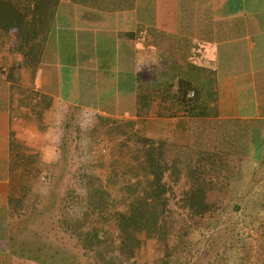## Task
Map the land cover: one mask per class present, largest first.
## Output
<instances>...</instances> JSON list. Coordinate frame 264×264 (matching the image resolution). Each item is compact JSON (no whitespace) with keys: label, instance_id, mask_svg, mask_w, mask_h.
<instances>
[{"label":"crops","instance_id":"0c3cea01","mask_svg":"<svg viewBox=\"0 0 264 264\" xmlns=\"http://www.w3.org/2000/svg\"><path fill=\"white\" fill-rule=\"evenodd\" d=\"M54 22L35 74L42 72L41 90L30 94L35 77L14 55L8 59L16 79L0 78V264L24 257V248L15 247L18 152L37 147L29 131L49 129L57 99L78 103L86 74V96L96 94L97 103L82 107L144 119L150 138L174 135L184 143L198 124L246 148L244 156L254 155V140L264 145V0H60ZM12 44H4L9 53ZM51 68L58 75L54 92L44 90ZM183 83L197 91V117L169 115ZM143 94L151 101L138 116Z\"/></svg>","mask_w":264,"mask_h":264},{"label":"rangeland","instance_id":"374dc122","mask_svg":"<svg viewBox=\"0 0 264 264\" xmlns=\"http://www.w3.org/2000/svg\"><path fill=\"white\" fill-rule=\"evenodd\" d=\"M0 40V57L3 61L0 63V78L6 79L11 70L9 61L11 58H8L14 55L17 59H21L23 55L19 52L9 53L4 45L18 43L17 29L0 30ZM25 70L29 71V66L26 65ZM41 74L42 72H39L37 79L35 75H33L34 79L32 77L34 86L29 85L32 88L31 95H35L39 92L37 90L43 87ZM88 77L90 78L86 74L85 83ZM49 79H52L51 74ZM45 85L46 91L57 90V83L54 84L53 81ZM121 101L126 104L128 99L122 98ZM54 103L53 112L50 116L48 114L49 129L38 130L36 127L29 131L32 142L37 146L29 149L32 151L29 154L32 157L28 159L29 172H25L27 169L23 165L17 167L21 170L22 176H29L28 186L25 188L28 192L25 202L28 210H25L29 212L39 210L42 214L36 212V216L45 218L46 227L43 230V224L40 222L37 231L30 223L23 226L25 230L16 227L18 230L15 231L20 232L21 235L17 236L20 239L16 240L15 247L24 248V257L15 258L16 264H164L163 257L168 255V260L172 261L170 264H174V258L179 259L180 254L182 260H190L186 264H264V217H261L258 223H251V219L256 217L254 206L256 207L260 202L259 194L255 193L259 192L260 179H264V171H259L258 167L249 161L241 163L236 159V155L244 156L246 148L238 147L231 139L218 140L215 131L211 128L198 133L194 141L198 139L202 145H197L195 148L208 150L216 148L231 152V156L222 155V160L220 157L210 155L205 169L206 176L213 177L215 181L214 186L211 187L214 189L210 192L209 200L224 207L226 211L216 217L218 222L210 216L211 214L203 218H192L179 209L176 210L175 216L169 219L175 225L173 230H178L180 233L188 229L202 230L199 232V243H195L197 238L193 237V233L189 237L171 234L167 239L148 238L144 233H137V247L130 252V257H126L121 250L108 243L101 247L96 245L89 251L84 248L77 237L66 233L64 228L59 226L60 223L62 225L60 221L63 215H80L88 202L85 197L90 190L94 191L101 183L111 195V202L107 206L108 212L124 208L125 203L121 198L124 195V184L131 182L128 181L131 177L137 178L141 173V168L137 173L136 158L144 151L142 139L150 138V125L144 119L134 121L129 117L120 116L118 119L126 121L121 124L119 134L118 131L115 132L116 130H110L116 116L103 115L89 107H76V104H69L60 99ZM35 106L36 103L33 102L31 107ZM195 125L199 127L198 124ZM173 137L174 135H170L168 139L158 140L171 145L168 151L171 159H179L184 154V148L179 147L191 145L193 136L191 134L186 143ZM181 140H185L184 137ZM42 145L45 146L44 149ZM36 166L42 168L37 176ZM202 167L198 166L200 169ZM48 170L49 173H46ZM50 172L51 176H49ZM98 178L101 180L98 181ZM14 181L18 182L17 187L23 182L21 178ZM153 203L154 206L158 205L156 202ZM237 203L243 207L241 212L233 210ZM32 205L35 206L34 211L31 209ZM171 206L178 207L173 200ZM262 209L264 210V207ZM30 221L32 218H29ZM106 223L109 224L108 221ZM90 224L87 223L86 228ZM238 231L241 232V238H245L244 244L238 242L235 236ZM194 243L195 245H192ZM224 255L231 258L225 261ZM236 255H240V263Z\"/></svg>","mask_w":264,"mask_h":264},{"label":"trees","instance_id":"16d2710c","mask_svg":"<svg viewBox=\"0 0 264 264\" xmlns=\"http://www.w3.org/2000/svg\"><path fill=\"white\" fill-rule=\"evenodd\" d=\"M59 3L60 0H0V30L17 29L19 41L17 44L12 45L10 50L11 52H19L23 55L24 63L31 68L33 75H35L36 71L39 69L47 42L54 38L55 28L53 27L55 26L54 20ZM14 70V66H11L10 75L8 76L9 80L16 79ZM42 70L46 71V67H43ZM49 70H51L50 74L52 75V81L56 83L58 79L56 73L57 69L51 68ZM79 85L80 98L76 107L92 104L96 105V94H93L92 97L86 96L90 86L88 82L85 83L84 80H81ZM12 87L20 91L23 90L20 86H16L15 84H12ZM189 90H191L189 83H183L181 85L179 92L174 95V103H172L169 108L170 116L183 113L187 116L197 117V114L193 112L197 103V97L195 100L191 101L187 97ZM162 94L164 95L163 101L166 102L168 100L167 95L169 94L165 91H163ZM150 101L151 98L148 95H142L141 109L138 112V116H142L144 111L149 109L148 106ZM100 118L102 120V117ZM125 121L126 120L114 118L110 130H116L115 132L118 131L120 134L121 124ZM67 128H69L68 124ZM209 128L210 127L203 126L197 127L195 125V129L192 133L193 142L187 147H179L184 148V154L179 159L170 158L168 151L171 145L169 143L144 137L142 139L144 151L142 155L140 154L137 156V164H132V166L135 165L137 168V173H139V169L141 168V173L138 176L140 178L131 177L128 180L131 182L124 184V195L121 197L122 201L125 203L124 208H117L112 212H108L107 206L108 203L111 202V195L101 183L99 186L97 185L98 188L94 191L90 190L87 197H85L88 199V202L84 211H82L80 215L73 214L71 216H66V214H64L60 221L62 225L60 223L59 226L63 227L66 233L77 237L88 251L94 249L96 245L101 247L108 243L109 245L112 244L116 249L121 250L126 257H130V252L137 247V233H144L148 238L158 239H167L171 234L181 235V237L188 235L189 237V235L193 233V237L195 236L197 238L195 239V243H199V232L202 230L199 231V229H194L190 231L188 229L186 232L180 233L178 230H173L175 225L171 223L169 219L175 216L177 209L184 211L185 214L192 218H203L207 214H211L210 216H213L215 219L226 211L224 207L210 202V192L214 189L211 187L214 186L215 181L213 177L206 176L205 169L207 168L206 163L210 155L220 157L222 160V155L231 156V152L217 150L216 148L213 150L195 148L197 145H202L200 144V140L197 139L194 141L195 137L201 130L205 131ZM110 132L111 131H109V133ZM11 135L13 134L11 133ZM11 142V144L14 142L12 136ZM254 142L255 152L252 157H248V155H245L246 157L236 155L235 157L240 160L241 163L249 161L255 164L259 171H264V145L261 140H254ZM18 146L20 145L18 144ZM18 154L20 155V163L16 165H23L24 168L27 169L25 172H29L30 162L28 159L32 156L26 155L25 151L23 155L19 152ZM31 162H33V160ZM198 166L203 167L200 169ZM35 169L37 170L35 174L37 176V173L39 174L42 168L41 166H36ZM43 169L45 168L43 167ZM21 173L19 178L23 180L22 184L17 187L18 182L15 183V187L20 188L19 197L18 199L15 198L17 207L15 206L14 211L21 222L18 229L25 230L23 226L30 223V225L34 227V230L37 231L40 222L43 224L42 229L44 230L46 227L45 218L40 217V215L36 216V212L40 213V211H27L28 209L26 208L25 202L28 196L26 193L28 192L25 188L28 186L29 176H22ZM46 173H49V170ZM51 174L50 172L49 176H51ZM100 180L101 179L98 178V181ZM260 184L259 192L255 193L259 194L260 202L256 207L254 206V210L256 209V212L254 211L256 217L251 219V223L253 224L258 223L260 218L264 217V214H262V211H264L262 209L264 207V179H260ZM251 194L252 193H250V195ZM172 200L175 201V205L178 206L177 208L171 206ZM153 202H156L158 205L154 206ZM31 207L34 211L35 206L32 205ZM238 207H240V209H237ZM242 209V205L240 206V204L237 203L233 210L235 212H241L240 210ZM181 215H183V213ZM29 218H32V221L29 222ZM91 219L92 221H90ZM40 220H42V222ZM107 221L109 224L106 223ZM216 222H218L217 219ZM87 223H91L88 228H86ZM253 224H251V226L254 228ZM18 229L15 227V230ZM15 232L16 235H21L20 232ZM240 235L241 232L239 231L235 233L238 242L244 244L245 238H241L242 236ZM195 243L192 245H195ZM224 256L223 259L225 261L231 258L227 255ZM242 257L243 256H241V259ZM163 258H165V260L163 259L164 264H170V262H172L168 260L169 255ZM236 258L240 263V255H236ZM174 259V264H186L188 261V259L182 260L181 254L179 259Z\"/></svg>","mask_w":264,"mask_h":264},{"label":"built area","instance_id":"2783aa9c","mask_svg":"<svg viewBox=\"0 0 264 264\" xmlns=\"http://www.w3.org/2000/svg\"><path fill=\"white\" fill-rule=\"evenodd\" d=\"M187 97L193 101L197 97V91L195 89L189 90L187 93Z\"/></svg>","mask_w":264,"mask_h":264}]
</instances>
